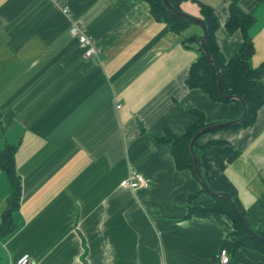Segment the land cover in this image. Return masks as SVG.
<instances>
[{"label":"crops","instance_id":"1","mask_svg":"<svg viewBox=\"0 0 264 264\" xmlns=\"http://www.w3.org/2000/svg\"><path fill=\"white\" fill-rule=\"evenodd\" d=\"M192 1L181 10L198 18ZM195 1L214 10L216 43L229 60L242 43L240 31L225 28L230 1ZM238 7L255 19L256 68L264 65V0ZM72 25L99 47L97 57L83 58ZM188 31L171 32L143 0H0V153L15 147L21 189L13 229L0 236L1 264L23 254L33 264H220L223 250L228 264H264L257 251L233 250L226 216L188 217L213 203L176 167L170 145L155 140L182 135L194 111L207 125L242 112L236 101L214 102L186 86L198 52L183 43L202 35L197 26ZM210 141L220 143L197 149L204 180L224 175L247 224L264 234V104L251 126L198 143ZM131 173L147 187H122ZM10 195L0 170V223Z\"/></svg>","mask_w":264,"mask_h":264},{"label":"trees","instance_id":"2","mask_svg":"<svg viewBox=\"0 0 264 264\" xmlns=\"http://www.w3.org/2000/svg\"><path fill=\"white\" fill-rule=\"evenodd\" d=\"M143 1L149 6L151 16L156 21L163 22L168 25L169 30L174 34H180L186 28L193 25L184 18L168 13L164 4L162 3V0ZM168 1L176 10L182 12L181 5L189 0ZM229 1V18L225 24V28L228 33L232 34L235 31H240L242 34L241 46L238 52L229 60H225L223 58L216 43L215 34L219 28V23L214 15V10L210 6L204 5L203 3L195 0L192 1L198 6V18L201 19L206 25L208 32L206 49L212 60L219 67L222 91L227 96L241 98L245 101L247 106V116L245 120L241 124L220 129L222 131L236 130L251 126L255 121L258 110L264 104V65L254 68L250 64V59L254 54V46L252 43V38L249 35V30L253 26L255 19L252 15L245 14L240 10L238 7L240 0ZM197 42L198 38L196 36H191L183 43L186 48H191L192 45H195L196 51L198 52V58L193 63H191L188 69L187 77L185 79L186 86L190 89L200 90L214 102H229V100L224 99L218 92L216 69L207 60L206 56L199 48V43L197 44ZM194 116V122L185 130L182 135L176 137L171 134H166L162 138H155V140L157 142L169 144L176 167L182 170L190 171L193 177L196 178L193 172L192 160L188 145L194 133L208 125L204 122V117L200 112L194 111ZM220 130L212 131L210 133H216ZM202 136L197 138L194 142V152L196 153V156L197 149L205 150L214 144L220 143L217 141H210L204 145H199L198 141ZM15 150V147L8 146L2 153H0V170L4 172L11 185V195L8 200V206L1 216L0 236L8 234L13 229L11 214L18 208L20 199V183L16 177L13 162ZM208 185L213 191L229 194L235 202L240 214L245 219V212L237 198L236 189L224 175H219L213 183ZM201 192L205 193L203 189ZM194 213L202 216L212 213L226 216L232 222V236L234 238L232 244L233 250L237 251L239 249L246 248L257 251L264 256V243L251 237L242 228L234 211L226 199L222 197H214V202L211 206L206 208H191L188 217ZM254 231L264 237L263 233H260L256 230Z\"/></svg>","mask_w":264,"mask_h":264},{"label":"water","instance_id":"3","mask_svg":"<svg viewBox=\"0 0 264 264\" xmlns=\"http://www.w3.org/2000/svg\"><path fill=\"white\" fill-rule=\"evenodd\" d=\"M162 3L164 4L166 10L168 11V13H170L171 15H175L181 18H184L185 20H187L189 23L199 27L202 31V35L198 37V43H199V48L201 49V51L204 53V55L206 56L207 60L214 66V68L216 69V76H217V88H218V92L220 93V95L229 101H236L240 104L242 112L241 115L233 120V121H227L225 123H219V124H213V125H208L200 130H198L196 133H194V135L191 137L190 141H189V145H188V149H189V153L191 156V160H192V166H193V172L196 176V179L198 180V182L200 183L202 189L205 191L206 194L212 196V197H222L224 199H226L228 201V203L230 204L232 210L234 211L238 222L240 223V225L242 226V228L254 239L263 242L264 243V237L261 236L260 234L256 233L254 230H252L247 222L245 221V219L243 218V216L240 214L235 202L233 201V199L231 198V196L227 193H223V192H216L210 189L209 185L206 183V181L204 180L200 169H199V164H198V158L196 156V153L194 152V142L197 138H199L200 136L206 134V133H210L212 131H217L223 128H227V127H231V126H235L238 124H241L246 116H247V106L244 100H242L239 97H233V96H227L224 94V92L222 91L221 88V84H220V70L218 65L212 60L210 54L208 53L207 49H206V40L208 37V32L206 29V25L204 24V22L197 18V17H193L190 16L188 14H185L184 12L178 11L176 10L168 0H162Z\"/></svg>","mask_w":264,"mask_h":264},{"label":"built area","instance_id":"4","mask_svg":"<svg viewBox=\"0 0 264 264\" xmlns=\"http://www.w3.org/2000/svg\"><path fill=\"white\" fill-rule=\"evenodd\" d=\"M68 9L64 8L63 12L67 13ZM69 33L72 37L77 40L79 48L82 50L83 58L84 59H92L97 57L100 53L99 47L95 45L92 39L86 36L81 29L77 25H72L70 27ZM148 183L144 179V177L140 174L131 173L124 181H122L121 186L130 188V189H137V188H144L147 187ZM229 256L226 250H223L219 256V263L220 264H228ZM15 264H33L29 255L23 254L21 255L15 262Z\"/></svg>","mask_w":264,"mask_h":264},{"label":"rangeland","instance_id":"5","mask_svg":"<svg viewBox=\"0 0 264 264\" xmlns=\"http://www.w3.org/2000/svg\"><path fill=\"white\" fill-rule=\"evenodd\" d=\"M183 12V11H182ZM185 13V12H184ZM185 14H187V13H185ZM189 15V14H188ZM190 16H192V15H190ZM194 27H196V26H190L189 28H187L186 29V31L184 30L183 32H184V34H181L184 38H186V36H187V34L189 33V29H193ZM183 32H181V33H183ZM183 45V44H182ZM222 123H225V122H222ZM220 131H222V130H220ZM209 134H213V133H206L205 135H209ZM207 199H209V201H212V203L214 202V197H212V196H210V195H208V194H206V196H205Z\"/></svg>","mask_w":264,"mask_h":264},{"label":"bare ground","instance_id":"6","mask_svg":"<svg viewBox=\"0 0 264 264\" xmlns=\"http://www.w3.org/2000/svg\"><path fill=\"white\" fill-rule=\"evenodd\" d=\"M197 44H198V42H197Z\"/></svg>","mask_w":264,"mask_h":264}]
</instances>
